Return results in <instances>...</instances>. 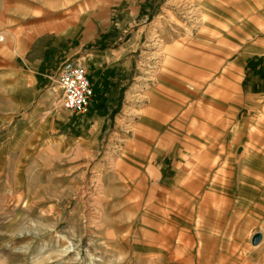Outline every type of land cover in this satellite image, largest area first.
Segmentation results:
<instances>
[{
	"label": "rangeland",
	"instance_id": "1",
	"mask_svg": "<svg viewBox=\"0 0 264 264\" xmlns=\"http://www.w3.org/2000/svg\"><path fill=\"white\" fill-rule=\"evenodd\" d=\"M114 1L124 0H0V71L39 64L33 104L0 117V264H264V141L247 145L232 130L238 108L225 125L216 108L239 75L244 90L260 79L249 61L264 71V0H190L208 16L194 30L172 0H133L135 18L103 36L97 15L110 21ZM104 40L136 49L95 137L96 116L84 133L60 107L57 75L66 59L88 71L83 58ZM155 43L162 56L149 60ZM171 75L199 95L176 96L197 104L191 122L171 114ZM221 75L231 89L217 86ZM149 111L153 130L140 126ZM248 164L256 187L239 180L236 192L232 172Z\"/></svg>",
	"mask_w": 264,
	"mask_h": 264
},
{
	"label": "crops",
	"instance_id": "2",
	"mask_svg": "<svg viewBox=\"0 0 264 264\" xmlns=\"http://www.w3.org/2000/svg\"><path fill=\"white\" fill-rule=\"evenodd\" d=\"M206 1L210 2L211 0H202V4L206 5ZM113 8L111 13L112 19L108 21L107 19L100 18L97 15V19H99L101 26H102V34H110L113 35L116 31L120 30L123 27L125 20L130 21L131 19L135 18L136 16V7L133 3V0H124L123 2L119 3L114 1L110 4ZM206 14V12H205ZM207 16V15H206ZM208 17V16H207ZM205 31L203 34H197L198 37L204 38L206 36ZM215 35V33H214ZM102 39V38H101ZM105 43L103 46H99L96 49H93L92 52L88 53L86 57L83 58V62L87 64V73L90 79V82L93 87V96L90 99L89 106L87 107L84 113L78 115L80 117V129L85 133V129L89 126L88 118H93V123L95 126L93 130L96 131L95 137H98L102 132L104 125V119L99 117V115H107L108 110L114 109L117 107L118 101L121 97V91L128 83V78L132 70L133 66V59L132 53L136 49V45L130 46L128 45H121L117 46L115 44H110L108 40H104ZM223 42V40H222ZM222 58L221 55H217L215 60H219ZM75 60V59H73ZM79 61V60H78ZM166 60L165 62H167ZM256 61V60H255ZM81 62V61H79ZM82 63V62H81ZM250 63L248 66L251 67L256 73H259L260 79H255V83H250V85L245 88L242 87V82L244 83V75H242V79L240 75L238 77V85H237V92L233 98L224 99V97L217 98L216 97V108L218 107V101L221 100V104L223 107H218L217 110V121L221 125H225L227 121V117L229 114H225V111L231 107V111H236V107L238 108V112L233 114V128L235 134H237L240 140L245 139L247 145H251L254 141H264V71H258L260 66H255L254 61H249ZM83 64V63H82ZM264 66V64H263ZM39 68V64L33 63L29 65L26 69H22L19 64L15 63L14 67H8L7 69H1L0 71V117L2 116H10L20 111L23 108H27L33 104L34 95L38 88V80L35 76L36 71ZM164 68V64L159 71L158 82L167 83L166 82V75L162 72ZM163 74H162V73ZM200 73H204L205 75L208 73V69L201 71ZM256 76V75H254ZM178 77H174L171 75V84L175 83L176 87L171 86V91L174 94L173 102H171V114L179 115L180 114H187V119L191 122L193 119L195 120L196 114L193 111L199 110L197 104L195 102L187 101L185 103L177 102L176 96H179L180 99H190L195 95L193 89L190 88V93L184 94V86L187 88L190 82L183 80L184 85L179 86L180 82H177ZM208 76L205 79V83L208 82ZM253 80V79H252ZM203 83V84H205ZM218 87H222L225 84H228V89H231V85L233 84L232 75L224 76L221 75L219 80L217 81ZM257 83V84H256ZM240 90V92H239ZM185 95V96H183ZM96 99L98 101L96 102ZM99 103V104H97ZM231 103V104H230ZM230 104L229 106H226ZM180 105L183 107L179 108ZM226 106V107H224ZM191 108V109H189ZM221 109V111H220ZM201 110V109H200ZM151 111V110H150ZM147 112L148 114L142 119L141 127L147 128V130H153L152 128L146 127L143 123H150L149 119H153L151 113ZM104 112L103 114H100ZM70 114V113H69ZM71 115V114H70ZM73 117V115H71ZM75 117V116H74ZM73 117V118H74ZM76 118V117H75ZM257 119L259 121H257ZM89 131V129H87ZM87 137L84 134L83 138ZM88 138L93 139V136H88ZM242 138V139H241ZM206 148H215L221 147L217 145H207ZM202 149V148H201ZM201 149L197 150L194 153V156L200 155L205 153V158L208 156L209 151H201ZM205 149V148H204ZM263 162H264V156ZM254 161V159L251 157ZM259 160V159H258ZM245 166V163H243ZM250 164L246 165V168L253 172H242V171H233L231 177L237 180V189L236 192L239 191L240 186H243V182L239 180L247 179V188L248 190L254 189L256 187V172L254 169L255 166ZM230 174V173H229ZM254 194V193H253ZM253 197L251 201H253ZM250 201V200H249ZM247 202V204H251Z\"/></svg>",
	"mask_w": 264,
	"mask_h": 264
},
{
	"label": "built area",
	"instance_id": "3",
	"mask_svg": "<svg viewBox=\"0 0 264 264\" xmlns=\"http://www.w3.org/2000/svg\"><path fill=\"white\" fill-rule=\"evenodd\" d=\"M60 107L73 116L84 113L93 96L87 70L78 60L66 59L58 68Z\"/></svg>",
	"mask_w": 264,
	"mask_h": 264
},
{
	"label": "bare ground",
	"instance_id": "4",
	"mask_svg": "<svg viewBox=\"0 0 264 264\" xmlns=\"http://www.w3.org/2000/svg\"><path fill=\"white\" fill-rule=\"evenodd\" d=\"M197 1L200 3L202 2V0H197ZM172 3L180 8L182 16H184L183 19H185L186 22L190 24L191 30H194V28L197 29L200 25L206 23L205 22L206 17H207L206 14L201 10L199 11V9L196 7V5H194L193 2H190V0H172ZM153 37H154L153 41L158 42V40L155 39V37H157V35L153 36ZM154 45L156 46L155 47L156 50L154 53L149 54L150 55L149 60H151V59L152 60H154V59L158 60L162 56L161 46L157 43H155ZM146 65H148V62L146 63Z\"/></svg>",
	"mask_w": 264,
	"mask_h": 264
},
{
	"label": "water",
	"instance_id": "5",
	"mask_svg": "<svg viewBox=\"0 0 264 264\" xmlns=\"http://www.w3.org/2000/svg\"><path fill=\"white\" fill-rule=\"evenodd\" d=\"M261 234L260 233H256L253 237H252V244L253 245H257L259 242H260V240H261Z\"/></svg>",
	"mask_w": 264,
	"mask_h": 264
}]
</instances>
